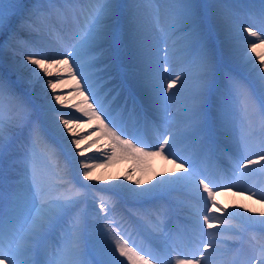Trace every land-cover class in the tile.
<instances>
[{"label":"snow or ice","instance_id":"1","mask_svg":"<svg viewBox=\"0 0 264 264\" xmlns=\"http://www.w3.org/2000/svg\"><path fill=\"white\" fill-rule=\"evenodd\" d=\"M221 32L225 41L214 39ZM241 42L252 53L264 48V0H0V264H208L257 230L255 264H264V212L214 215L217 188L264 202V188L238 187L264 172V56L253 61ZM54 69L57 82L62 72L76 80L85 106L76 108L107 138V161L163 154L179 169L139 191L120 186L153 247L129 246L115 205L80 207L96 165L75 157L96 141L82 148L79 117L52 104H64L57 83L44 80ZM116 111L134 121L132 133ZM181 189L201 205L190 211L188 252L169 227V198Z\"/></svg>","mask_w":264,"mask_h":264},{"label":"bare ground","instance_id":"2","mask_svg":"<svg viewBox=\"0 0 264 264\" xmlns=\"http://www.w3.org/2000/svg\"><path fill=\"white\" fill-rule=\"evenodd\" d=\"M144 14L147 17V10H144ZM166 23L167 22H166L165 14L162 13L161 14V25L166 27ZM252 26L254 27V29L259 28L258 24H254ZM243 35L248 40L254 39L252 37H248L247 33H244ZM222 37H224V38H222ZM218 39H220V40H217V41H225L226 38H225L223 32H221L219 34ZM57 46H58V42L51 45L52 49H54ZM225 46L227 48V44ZM161 47L163 48V45H161ZM239 47L242 51L247 52V55L250 56L253 61H257V63H258L257 53H259L261 56H264V48H258L257 53H252V52L247 50V46L244 44H240ZM28 67L31 68L32 66L28 65ZM62 74H64V73L62 72ZM65 74H67V73H65ZM41 75H43V74H41ZM165 75L167 76L168 74L166 73ZM172 75L174 77L175 72H173ZM69 86H72L76 89V87H77L76 80H73L72 78L67 79V84L64 88L69 87ZM174 91H175V89H174ZM69 93H71L73 96H77V98L75 100L76 105L79 104V105H81V107H85L83 105V102H82L83 98L79 95V93L76 90L74 92L70 91ZM72 103H73V100H72ZM55 107L58 110L61 109L58 107V104H56V103H55ZM172 111L173 112L176 111L175 106H173ZM114 117L117 120H120V115H114ZM90 122H91L90 123L91 128H94L95 126H97V122H95L94 120L90 121ZM124 126L126 128V131H129V129L132 130L133 128H135V126L133 127V124L130 120H128L127 123L124 124ZM61 127H63V126L61 125ZM73 129L75 132H77L78 134H80L82 136V133L77 130L76 124H73ZM87 132H88V130H87ZM66 135H68V134L66 133ZM68 139L69 140L71 139L70 135L68 136ZM145 140L147 143L152 144L156 140V135H151L149 138L146 137ZM93 141H96V143H92ZM90 143H92V147H91V149L87 150V154H84V157L77 156V159H76V160L88 159L90 163L96 165L92 170V175H93L94 179L92 181H83V183L90 184L91 186L93 185L97 189H98L97 186H101V188L106 189V190H114V191L118 192L122 198H126L129 202H132V201L124 195L123 188L120 186H126L128 188H136L139 191L144 187H150L151 184L149 182L155 183L156 181L154 180V177L159 178L160 174H162V173L163 174H171L172 172H178L179 171V169H177L176 165L172 162V160H168L167 158H165L162 155H160V156H141V158L144 159L143 164H138L134 161L127 160V155L122 154V153H118L116 155L115 159L110 160V161H106L107 166H104L100 170V168L97 166V162L94 160V157L92 158V155L95 154L97 157H99V155L104 154V152L108 153V151H110V147L108 146L109 142L107 141L106 137H103V134H102L98 138L92 137L87 142L82 140L81 146H82V148H84ZM252 144L255 145L256 142H254ZM183 148H184V146L180 145L178 147L176 146V148L174 150L177 152H180L183 150ZM155 150L156 149L145 150V151H155ZM150 164H151V167L148 166ZM200 165L202 167H204L202 164H200ZM209 169H210V171H212L211 168H209ZM81 172H82V170H81ZM256 173H259V172H256ZM137 180L140 182L138 185L134 183ZM241 183H242V181H241ZM263 185H264V182L256 191H259L261 188H264ZM239 186L240 185H238V187ZM251 186H252V183L248 182L246 188H249ZM99 191H101V190H99ZM175 192L172 195L177 196L175 194ZM109 197H111V196H109ZM220 199L221 200L219 202L217 201V204H219V206H220L219 208L227 209L228 211H234L235 210V211L244 212L245 210H250V212H245V214L256 216V217H258L259 213L264 212V202H260L256 198H249L248 194L239 195L234 191L226 190V191L221 192ZM185 202H186L185 203L186 205H189V203H187V201H185ZM237 205H239L240 207L237 208L236 207ZM97 206H99V204H97ZM218 209L215 210L214 215L220 214ZM85 212H87V211H85ZM117 215H119V214L117 213ZM254 234L257 236L260 235L258 230L255 233H253L252 235H254ZM229 251H226V253H228ZM231 255L232 254L230 253L229 256H231ZM253 257L255 258V261H256L257 256H253ZM219 263H220V259H217L213 262V264H219ZM208 264H209V262H208ZM221 264H226V260L223 261Z\"/></svg>","mask_w":264,"mask_h":264},{"label":"rangeland","instance_id":"3","mask_svg":"<svg viewBox=\"0 0 264 264\" xmlns=\"http://www.w3.org/2000/svg\"><path fill=\"white\" fill-rule=\"evenodd\" d=\"M241 44H243V43L241 42ZM60 75H61L62 79L59 82H57V80H56V71H55V69L53 70V76L52 77H47V76L44 77L45 81L48 80V79H52L54 82L57 83L56 94H60L62 96V99L64 100V104L63 105H58V107L61 108V109H64V110H68L66 112H64V110L63 111H59V112L65 113V114H69V115H67V118H69V119H74L76 117H79V122H74L73 124H76L77 130L82 133V136L86 137L85 139H83V141L87 142L92 137L96 138L97 136H99V134L102 135V133L98 134L97 131H96L98 125L95 126L96 129H95V127L94 128H89V126L91 125L90 121H88V119L86 117H84L80 113V111L77 110L76 104H75V100H76L77 96H73L71 93H69L70 91L74 92V90L72 89V86L64 88L66 86V84H67V79H69L68 74H65V73L62 74L61 73ZM40 87H43V84H41ZM47 92H48L49 97H52V95H53L52 90L51 89H47ZM72 100H73V103H72ZM51 102H52L53 105H55V103H56L54 99ZM87 130L90 131L88 133H91V135H88ZM74 151H75V149H74ZM84 154H86V152ZM93 157H94V155H93ZM102 157L105 159L104 155L103 156L101 155L100 158L95 157V161L97 162V166L100 168V170L104 166H107L106 161L103 160ZM75 159H77V158H75ZM136 159L138 160V158H136ZM136 159H133V156L127 155V160H135V161H137ZM138 162H140V161H138ZM98 187H99L100 190L102 189L101 186H98ZM121 259H123V258H121ZM125 264H127V261H125Z\"/></svg>","mask_w":264,"mask_h":264}]
</instances>
